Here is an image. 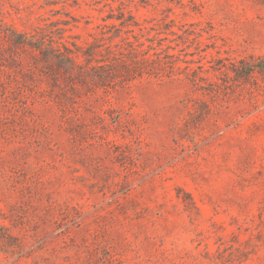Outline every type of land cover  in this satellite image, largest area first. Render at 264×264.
Listing matches in <instances>:
<instances>
[{
    "label": "rangeland",
    "instance_id": "1",
    "mask_svg": "<svg viewBox=\"0 0 264 264\" xmlns=\"http://www.w3.org/2000/svg\"><path fill=\"white\" fill-rule=\"evenodd\" d=\"M0 264H264V0H0Z\"/></svg>",
    "mask_w": 264,
    "mask_h": 264
},
{
    "label": "trees",
    "instance_id": "2",
    "mask_svg": "<svg viewBox=\"0 0 264 264\" xmlns=\"http://www.w3.org/2000/svg\"><path fill=\"white\" fill-rule=\"evenodd\" d=\"M135 50V49H134Z\"/></svg>",
    "mask_w": 264,
    "mask_h": 264
}]
</instances>
